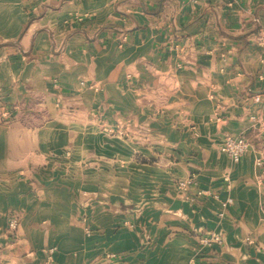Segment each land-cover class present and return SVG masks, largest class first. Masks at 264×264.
<instances>
[{"label":"crops","instance_id":"obj_1","mask_svg":"<svg viewBox=\"0 0 264 264\" xmlns=\"http://www.w3.org/2000/svg\"><path fill=\"white\" fill-rule=\"evenodd\" d=\"M0 106V264H264V0H0Z\"/></svg>","mask_w":264,"mask_h":264},{"label":"built area","instance_id":"obj_2","mask_svg":"<svg viewBox=\"0 0 264 264\" xmlns=\"http://www.w3.org/2000/svg\"><path fill=\"white\" fill-rule=\"evenodd\" d=\"M193 2L197 0H191ZM249 148V144L247 142V139L243 136L239 137H225L223 144H222V150L223 152L231 159L233 163H237L241 157L247 152ZM192 185V179L179 182L177 184V187L180 191L187 189ZM202 193H199L201 195ZM230 202V200H228ZM10 230H13L15 228V222L12 221L9 225ZM202 242L206 245H209L211 243L215 244H221L222 240L217 237L216 235H211L207 238L202 239ZM53 252V250L50 251V254Z\"/></svg>","mask_w":264,"mask_h":264},{"label":"rangeland","instance_id":"obj_3","mask_svg":"<svg viewBox=\"0 0 264 264\" xmlns=\"http://www.w3.org/2000/svg\"><path fill=\"white\" fill-rule=\"evenodd\" d=\"M80 86H84V83H80ZM90 88H91V89H94V87H93L92 85L90 86ZM10 116H11V110H10V108H8V107H4V106H0V122L2 123V122L7 121L6 119L10 118ZM94 120H95V119H93V115H92V119H91V121H94ZM96 121H97V120H96ZM96 127H97V130H99L101 133H104V134L108 135L109 137H113V136H117V135H118L117 130H114V129L108 127L107 125H105V124L102 123V122L98 123V124L96 125ZM114 131H115V132H114ZM225 137H228V136H225ZM225 137H224V138H225ZM229 137H231V136H229ZM243 137H244V136H243ZM224 138H223V140H222V144H223ZM245 138H246V137H245ZM257 165H259V163H257ZM189 179H192V178H188V180H189ZM185 181H186V180H185ZM179 182H182V181H178L177 184H178ZM177 184H176V185H177ZM185 190H186V189H185ZM185 190H182V191H185ZM12 221L15 222V228H14L13 230H10L9 225H10V223H11ZM17 225H18V220H17V218H12V219H10V221L8 222V226H7L8 231H9L11 234H15V231H16V229H17ZM51 250H53V252L50 254V251H51ZM55 251H56L55 248H50V249L47 251V255H48V256H47V262H48V263H50V262L53 261V255H54Z\"/></svg>","mask_w":264,"mask_h":264}]
</instances>
